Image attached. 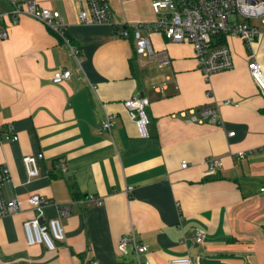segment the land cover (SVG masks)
I'll return each mask as SVG.
<instances>
[{
    "label": "crops",
    "instance_id": "crops-1",
    "mask_svg": "<svg viewBox=\"0 0 264 264\" xmlns=\"http://www.w3.org/2000/svg\"><path fill=\"white\" fill-rule=\"evenodd\" d=\"M36 1L60 11L83 61L80 67L65 41L30 16L0 39V128L12 123L19 134L0 138V164L11 173L3 191L21 203L0 217V264H139L135 255L118 253L131 230L148 246L142 258L152 264L175 256L192 264H264V92L248 67L257 60L264 69V34L252 47L228 36L234 68L206 79L189 42L153 31L152 59L112 25L80 24L86 0ZM13 2L0 0V14ZM108 3L117 22L156 17L152 0ZM61 68L72 76L56 84ZM132 96L149 99V136L124 105ZM205 107L217 109L220 123L200 121ZM108 113L110 132L102 129ZM40 152V173L29 178L23 157ZM209 157L223 164L206 175ZM59 158L65 172L55 167ZM33 193L48 200L41 212L29 202ZM91 196L102 203H89ZM60 205L70 207L62 216L65 238L55 249L29 244L25 220L58 218ZM198 229L205 231L201 243Z\"/></svg>",
    "mask_w": 264,
    "mask_h": 264
},
{
    "label": "built area",
    "instance_id": "built-area-1",
    "mask_svg": "<svg viewBox=\"0 0 264 264\" xmlns=\"http://www.w3.org/2000/svg\"><path fill=\"white\" fill-rule=\"evenodd\" d=\"M152 8L155 19L145 22H117L112 16V10L108 0H86V7L78 14V20L83 25H112L115 34L119 37L133 36L136 52L140 55L157 58L150 33L160 31L167 40L173 42H189L194 46L200 70L206 79L216 72L234 68V56L226 39L228 36H239L245 44L252 47L256 40L264 34L260 25L253 23L259 20L264 25V0H152ZM26 15L35 18L53 29L69 46L78 65L82 66L83 56L81 49L73 44L67 36V22L60 11L41 6L36 0H14L9 12L0 14V39L9 36L8 26L18 23L21 16ZM250 74L264 92V69L257 60L249 63ZM72 76V70L61 68L53 74V82L60 84ZM166 86L164 84L162 87ZM159 88V86H156ZM210 95L211 90H207ZM150 104L145 96H132L124 101L131 117L143 136H149L147 125L150 122L147 107ZM185 114V113H183ZM203 117L210 123H220L221 119L217 109L205 107L201 111ZM193 121L198 120L196 116ZM113 127V115L107 114L102 121V129L111 131ZM235 132H230L234 135ZM0 138L6 140H18L19 134L12 123H8L4 131L0 128ZM42 152L27 154L23 157V163L29 178L39 175L38 160L43 158ZM206 175L216 173V169L222 166L219 157H209L206 160ZM188 161L182 160V168L188 167ZM55 167L62 172L67 170L62 158L55 163ZM11 181L10 169L6 164H0V217L19 211L21 203L17 199H6L3 185ZM264 192V186L261 188ZM89 203H102V199L95 196L88 198ZM30 204L42 211L48 202L47 198L38 193L29 196ZM60 216L43 223L40 218L28 219L24 222V230L29 244L45 243L48 248L55 249L57 241L65 238L62 216L70 213L67 205L58 206ZM195 239L201 243L205 239V231L198 229ZM118 253L121 256L135 255L139 264H152L149 259L142 256L148 252V246L142 243L135 230L119 241ZM94 264H98L97 261ZM169 264H192L189 256H175L169 260Z\"/></svg>",
    "mask_w": 264,
    "mask_h": 264
},
{
    "label": "water",
    "instance_id": "water-1",
    "mask_svg": "<svg viewBox=\"0 0 264 264\" xmlns=\"http://www.w3.org/2000/svg\"><path fill=\"white\" fill-rule=\"evenodd\" d=\"M39 222H40V223H43V222H45V219H44V218H40V219H39Z\"/></svg>",
    "mask_w": 264,
    "mask_h": 264
},
{
    "label": "trees",
    "instance_id": "trees-1",
    "mask_svg": "<svg viewBox=\"0 0 264 264\" xmlns=\"http://www.w3.org/2000/svg\"><path fill=\"white\" fill-rule=\"evenodd\" d=\"M74 185H72V187H73ZM73 188H75V187H73Z\"/></svg>",
    "mask_w": 264,
    "mask_h": 264
}]
</instances>
